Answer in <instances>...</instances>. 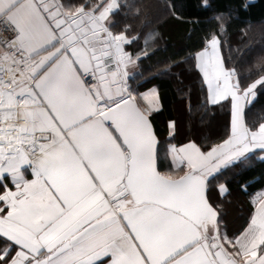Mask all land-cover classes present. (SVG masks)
<instances>
[{
  "label": "snow or ice",
  "instance_id": "6c2138e0",
  "mask_svg": "<svg viewBox=\"0 0 264 264\" xmlns=\"http://www.w3.org/2000/svg\"><path fill=\"white\" fill-rule=\"evenodd\" d=\"M121 14H139L134 0H0V264H264V193L231 234L210 195L264 151V122L245 119L264 56L245 83L206 37L192 59L205 107L230 108L229 124L219 142L165 150L159 94H136L128 72L159 33L134 55Z\"/></svg>",
  "mask_w": 264,
  "mask_h": 264
},
{
  "label": "trees",
  "instance_id": "16d2710c",
  "mask_svg": "<svg viewBox=\"0 0 264 264\" xmlns=\"http://www.w3.org/2000/svg\"><path fill=\"white\" fill-rule=\"evenodd\" d=\"M134 3L139 14L127 19L121 14L119 29L130 24L128 34L138 37L126 46L134 55L144 49L146 33H159L154 42H149L147 55L137 60L136 72L129 83L136 94L153 87L159 90L162 110L152 121L160 146L166 150L169 144L180 145L189 140L205 146L219 142L230 121V108L205 107L206 85L194 66L192 54L203 47L206 37L215 33L221 40L226 66L235 67L245 83L258 78L261 69L256 64L264 56V0H207V3L205 0H134ZM178 84L183 86L181 90ZM245 112L249 126L264 122V92H258ZM170 121L176 125L172 137L168 130ZM250 155V160L222 170L210 190L212 202L219 205L222 225L229 234L246 226L254 211L253 200L264 191V158H260V151ZM219 184L228 189L223 195L219 193Z\"/></svg>",
  "mask_w": 264,
  "mask_h": 264
},
{
  "label": "crops",
  "instance_id": "0c3cea01",
  "mask_svg": "<svg viewBox=\"0 0 264 264\" xmlns=\"http://www.w3.org/2000/svg\"><path fill=\"white\" fill-rule=\"evenodd\" d=\"M133 69H137V67H136V68L134 67ZM134 72H135V71H130V72H129V73H130V77L132 76V74H134ZM153 88L156 89V91L158 92L159 97H160V93H159L158 88H157V87H153ZM153 88H151V89H153ZM149 90H150V89H149ZM149 90H146L145 92H147V91H149ZM143 93H144V92H142V93H140V94H143ZM140 102L143 103L142 100H141ZM161 110H162V103H161V99H160V106H159V109H158L157 111H154V112L152 113L151 118L154 117V115H155L156 113L160 112ZM170 122H174V121H170ZM170 122H169V124H170ZM174 123H175V122H174ZM169 124H168V130L170 131V129H169ZM175 133H176V125H175ZM175 133H174V134H175ZM173 136H174V135H173ZM170 137H172V136H170ZM255 151H260V152H261L260 158H264V157H263L264 154H262V152H264V151H261V150H259V149L255 150ZM255 151H254V152H255ZM262 193H264V191L258 193V194L256 195V197H257L258 195L262 194Z\"/></svg>",
  "mask_w": 264,
  "mask_h": 264
},
{
  "label": "rangeland",
  "instance_id": "374dc122",
  "mask_svg": "<svg viewBox=\"0 0 264 264\" xmlns=\"http://www.w3.org/2000/svg\"><path fill=\"white\" fill-rule=\"evenodd\" d=\"M136 68L137 67V61H136V63L134 64V65H130L129 66V68H128V72H130V71H135L136 72V69H133V68ZM134 72V73H135ZM133 75V74H132ZM179 85V90H181V88H183V86H181V84H178ZM182 93V92H181ZM262 154H264V152H262ZM264 157V156H263Z\"/></svg>",
  "mask_w": 264,
  "mask_h": 264
},
{
  "label": "water",
  "instance_id": "95a60500",
  "mask_svg": "<svg viewBox=\"0 0 264 264\" xmlns=\"http://www.w3.org/2000/svg\"><path fill=\"white\" fill-rule=\"evenodd\" d=\"M151 118V117H150ZM152 119V118H151ZM153 122V121H152ZM153 127H154V130H155V132H156V134H157V131H156V127H155V125H154V123H153ZM157 137H158V134H157ZM158 141H159V137H158ZM160 142V141H159Z\"/></svg>",
  "mask_w": 264,
  "mask_h": 264
}]
</instances>
